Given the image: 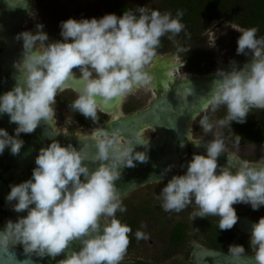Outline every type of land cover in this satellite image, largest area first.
I'll return each mask as SVG.
<instances>
[{
    "label": "clouds",
    "instance_id": "1",
    "mask_svg": "<svg viewBox=\"0 0 264 264\" xmlns=\"http://www.w3.org/2000/svg\"><path fill=\"white\" fill-rule=\"evenodd\" d=\"M183 15L182 10L173 16L136 6L119 16L107 13L100 18L61 21L59 40H50L42 23L36 24L35 33H17L22 55L14 67L23 82L16 75L14 86L0 94V115L6 114L9 123L17 126L13 134L0 128V155L5 149L19 155L25 143L21 134H31L42 122L48 125L54 120L56 97L69 80L82 84L70 107L93 122L98 120L101 104L150 87L154 77L147 66L157 55L161 37L170 34L168 39L175 42L185 29ZM232 28L240 33L236 54L251 58L242 67L231 61L230 70H217V78L203 97L205 111L210 108L214 113L223 106L226 115L214 122L204 115L199 124L206 134L214 127L246 123L252 108L264 109V38L257 37L256 27ZM216 39L215 34L208 47L214 48ZM189 50L177 45L178 52ZM183 64L184 60L181 68ZM93 136L96 152L91 163L98 164L95 168L85 163L88 154L82 148L52 139L38 149L31 177L9 186L6 202L12 204L14 212L27 214L15 221L9 219L0 228V255L15 261L10 249L19 245L29 257L26 264H34L32 257L55 259L61 254L64 258L57 264H120L132 229L116 216L118 211H126L116 181L123 168L148 162L149 141L138 134L122 140L118 132L104 128ZM187 140L197 148L203 145L205 154L194 152L186 171L172 175L166 184L163 177L174 165H168L154 180L164 183L160 192L164 211L179 213L194 202L197 210L190 214L192 221L219 216V229L230 230L238 221L233 205L247 204L254 211L264 206V162L252 163L227 154V164L218 165V157L226 153L219 132L207 143L191 137ZM137 145L144 146L145 151H136ZM135 236L137 240L148 239L140 230ZM74 240L81 247L69 252ZM249 243L257 264H264V216L252 224ZM228 251L239 258L245 248L230 245Z\"/></svg>",
    "mask_w": 264,
    "mask_h": 264
},
{
    "label": "rangeland",
    "instance_id": "2",
    "mask_svg": "<svg viewBox=\"0 0 264 264\" xmlns=\"http://www.w3.org/2000/svg\"><path fill=\"white\" fill-rule=\"evenodd\" d=\"M29 1L33 5L34 15H30L27 22L35 21L36 24L42 23L44 25V31L48 33L50 40L61 39L59 27L61 21H65L69 18H75L77 20L81 19L80 15H72L69 18L65 17L61 8L54 3H50L49 0ZM74 1L77 4V9H82L92 14L95 10H103L106 4L111 0ZM117 1L127 2L134 8H136V6H147L150 8L154 3V0ZM232 27L241 28L229 18H215L210 21L206 30L202 34V36L205 37V41L201 48L196 51L187 52V55H182L179 52L173 51L157 53V55L175 56L180 62L184 60L182 67L184 72L202 74L198 70V68L201 69V66H197V62L193 59V54L194 52L201 50L203 47H206L208 52L205 57L207 64L211 68L210 72L217 70L219 64L229 67L231 66V61L237 62L242 58V54H236L237 39L240 33ZM215 34L217 37L215 41L216 46L210 48L208 46L215 39ZM73 71L79 75L77 70L74 69ZM76 95L77 93L73 90L66 89L61 91L56 97L57 102L53 106L56 109V116L53 121L59 132H64L66 128L70 126H79L85 131H90L103 124L98 123L92 127H87L73 118L74 110L70 105L75 100ZM153 97L154 95L149 90L140 88L124 99L122 103V111L127 113L124 110L125 105L131 107L134 111L145 108L149 105ZM222 109L221 106L213 113L209 108L207 111L204 110L199 116H197L191 124L192 138L200 139L207 143L213 138L214 133L219 132L225 144V152L240 160H247L249 162L264 160V146H256L252 143H237L232 139V130L228 126L222 128L214 127L212 133H204L199 124L200 119L204 115H208L213 122L222 119L226 115L225 111L224 114L221 113ZM107 117L109 118V116ZM143 136L146 139H153L156 136V133L152 129H147L143 132ZM164 183L166 184L167 182ZM164 183L156 182L140 186L123 198V206L126 208V211L123 213L118 211L116 213L117 218L120 219L122 223L130 226L132 230L143 231L148 236V239H140L136 242L129 243L123 258L136 259L138 261L137 264H190V252L189 249H186L187 247H183L184 245L182 244L181 247L178 246L173 249L169 244L167 233L171 225H184L186 228V239L190 244L194 241H199L206 246H212L214 243L212 240L213 237L217 239V230L216 232L214 231L213 234L211 231V228L217 226L216 219L207 216L205 218H196L194 223L192 219H190V214L194 210H197L194 202L179 213L174 211L166 212L162 209L160 192L164 187ZM235 208L239 211L245 210L243 204H235ZM249 238L250 236H246L243 239L250 247ZM216 242L218 241L216 240ZM250 250V252H252L251 247ZM166 254H168V256H165Z\"/></svg>",
    "mask_w": 264,
    "mask_h": 264
},
{
    "label": "water",
    "instance_id": "3",
    "mask_svg": "<svg viewBox=\"0 0 264 264\" xmlns=\"http://www.w3.org/2000/svg\"><path fill=\"white\" fill-rule=\"evenodd\" d=\"M19 17L20 14H16L15 18L19 19ZM11 26L12 28H9V32H5L14 34L18 28L17 23H12ZM11 50H13L12 47ZM250 58H244L242 66ZM212 72L198 74L193 79L178 82L173 90L167 91L166 93L157 92L147 107L131 113H122L123 115L117 118L110 117L102 124V128L107 129L109 132H118L121 137L125 138H129L134 134H138L140 137V132L144 128V125H151L158 129L159 138L150 143L147 148L149 155L148 162L137 163L135 167L122 169L121 178L116 181L121 196H124L139 186L155 182L154 180L160 178L159 174L164 168L179 160L180 155L186 150L187 138L191 134V124L205 110L206 106L203 97L207 96L213 80L217 78L216 75L212 77ZM18 78H21L22 80L20 82H23L22 75L20 77L17 76ZM71 83L73 88H82V84L79 81L72 80ZM13 86L14 84L10 77L0 74V94L10 90ZM120 100L119 98H113L110 103L101 104L102 107L98 111L110 116L108 112L104 111V106L109 107V105H115L122 109ZM16 126V124L9 123V118L6 114L0 115V128L6 129L9 134H13ZM21 138L25 143L19 155L13 156L8 149H5L4 153L0 155V166L4 169H13L14 174L17 176L13 184H19L31 177L32 169L35 167L34 161L38 149L42 146H47L52 139H58L62 145L72 143L77 149L82 148L88 154V159L85 163H88L90 168L98 166V164L91 163V157L96 152L95 142L92 138L65 137L55 131L50 124L47 125L43 122L33 133H22ZM181 143L184 144L183 147L180 146ZM135 150L145 151V147L137 145ZM194 152L205 154V148L203 145L198 148L192 146L190 151L181 158L179 174H183L186 171L187 161L191 160ZM227 154L222 153L218 157V164L227 162ZM181 165H185V167H181ZM172 175L177 174H174L171 170L163 179L169 180ZM6 195L7 188L0 179V199L4 200ZM26 214V212H23L22 215ZM237 216L238 221L236 225L238 231L240 233H250L252 224L255 221L242 215ZM217 217L220 219L219 216ZM80 247L79 241L74 240L69 244L68 251L79 250ZM10 251L14 253L16 260L12 261L9 256L0 255V264H26L29 257L24 254L23 249L14 247ZM63 258L64 256L61 254L55 259L48 257L43 259L32 257L31 259L34 261V264H55ZM135 262L133 259L123 258L120 264H132ZM191 264H257V262L253 248L251 254H242L241 257L234 258L230 253L204 247L196 243L191 257Z\"/></svg>",
    "mask_w": 264,
    "mask_h": 264
},
{
    "label": "trees",
    "instance_id": "4",
    "mask_svg": "<svg viewBox=\"0 0 264 264\" xmlns=\"http://www.w3.org/2000/svg\"><path fill=\"white\" fill-rule=\"evenodd\" d=\"M50 3L56 4L61 8L65 17L72 15H80L82 18H100L107 13H115L122 15L123 11L135 9L127 2L111 0L105 8L101 11L95 10L92 14L82 9H77V4L74 0H49ZM150 9H157L160 12H171L175 16L177 10H182L184 15L182 23L185 29L177 35L173 40L168 39V35L161 37L160 46L157 53L178 52L177 45L181 48L196 51L204 44L205 37L202 36L210 21L215 18L226 17L231 19L236 25L241 28L256 27L258 29L257 37L264 38V0H154ZM208 49L203 47L201 50L194 52L193 59L197 62V66H201L198 70L202 73H209L210 66L207 64L205 55ZM182 55H187L186 52H179ZM77 95L75 96V99ZM221 113L224 114L226 109L222 106ZM124 110L131 113L134 109L125 105ZM225 111V112H224ZM98 120L93 122L91 119H85L78 112L74 111L73 118L84 126L92 127L98 123H105L108 120L107 115L98 112ZM231 137L237 142V135L239 140L237 143H252L256 146H264V109L252 108L246 118V123L239 124L233 122L231 127ZM264 216V212L259 214V218ZM180 229L175 228L170 236V241L175 243L178 239ZM227 233L234 236L237 242L241 245L240 234L234 230H226L222 233ZM217 248V246H215ZM244 253H251L248 245L243 246Z\"/></svg>",
    "mask_w": 264,
    "mask_h": 264
},
{
    "label": "bare ground",
    "instance_id": "5",
    "mask_svg": "<svg viewBox=\"0 0 264 264\" xmlns=\"http://www.w3.org/2000/svg\"><path fill=\"white\" fill-rule=\"evenodd\" d=\"M18 13L20 14L19 19L15 18L16 14L18 15ZM31 13H33V5L29 0H8V3L6 2V0H0V46L4 45L8 49L7 57L9 58V60L15 59L16 61H18L22 55V50H20L22 49V41H17L15 39L16 34L25 30H30L33 33H35L36 31V27H35L36 22L35 21L27 22L28 21L27 19ZM12 23H17L18 28L17 30H15V33L13 34L11 32L10 33L5 32V31L9 32L10 30L9 28H12L11 26ZM11 47L13 48L14 51L11 50ZM249 57L250 56H245L242 54V58L236 62L237 66L242 67L244 58H249ZM181 63L182 62H180L175 56L172 55H156L154 61L147 67L148 71L153 75L154 79L152 85L145 89L149 90L153 95H155L157 92L166 93L167 91L173 90L176 83L190 80L193 79V77L198 76V74L184 72L181 68ZM230 68L231 66L227 67L225 65L219 64L217 70L218 69L230 70ZM217 70L212 72L211 74L212 77L216 75L215 73L217 72ZM71 81L72 80H69L67 82V86L65 87L64 90L75 89L74 92H78L79 88H73L71 85L72 84ZM124 99H121L120 102L123 103ZM104 111L108 112L110 114V117L112 118L113 117L117 118L123 115L122 109L115 105L112 106L109 105V107L104 106ZM49 124L55 131L59 132L56 129L54 121L50 122ZM100 128H102V125L97 126L93 130L85 131L79 126H73V127L70 126L66 128L64 132H59V133L65 137L71 136V137L94 139L93 136L94 132ZM147 129H152L156 131L157 134H158V129L151 125H144V128L141 130L140 132L141 139L144 141H149L150 144L154 141L146 139L143 136V132ZM189 137L192 138V134H189L188 138ZM121 139L124 140L125 137H121ZM175 169L178 170V163L175 164ZM176 174H178V172Z\"/></svg>",
    "mask_w": 264,
    "mask_h": 264
},
{
    "label": "flooded vegetation",
    "instance_id": "6",
    "mask_svg": "<svg viewBox=\"0 0 264 264\" xmlns=\"http://www.w3.org/2000/svg\"><path fill=\"white\" fill-rule=\"evenodd\" d=\"M7 54H8L7 48L4 45L0 46V74L5 75L6 77H10L11 81L13 82V84H15L16 80H15L14 77L16 75H18V73H17V69L14 67V62H17V61L15 59L14 60L13 59L9 60V58L7 57ZM8 67H10L9 70H8ZM18 76L20 77L21 75H18ZM18 80L21 81L22 79L18 78ZM109 118H110V116H109ZM155 133H156V136L153 139H149V140H152V141H156L157 140V138L159 137V133L157 134L156 131H155ZM192 146H194V145L190 141H187L186 150L180 155L179 160L176 163L172 164V165H174V167L172 168V172L174 174H176L177 172H178V174L180 173V161H181V158L190 151V148ZM256 162H264V160H259V161H255V162H252V163H256ZM177 163H178V170L175 169V164H177ZM226 164H227V162L223 163V164L219 163L218 165H226ZM15 178H17V176L14 174V170L13 169H11V170L10 169H4V168H2L0 166V179L3 181V183L5 184V186L7 188V194L10 191V187L9 186L13 184ZM167 181L168 180H164V182H167ZM153 183H156V182H153ZM148 184H150V183H148ZM145 185H147V184H145ZM134 190H132V191H134ZM132 191H129L128 193H130ZM128 193H126L124 196H122V198L126 197ZM12 203H15V202H12ZM243 206L245 207V210L244 211H239L237 208H235V205H233V207L236 210L237 215H242V216H245V217H247V218H249V219H251V220H253L255 222H258L259 214L264 212V206H262L258 211H254L251 208L250 205L243 204ZM22 214L23 213L14 212L12 210V204L11 203L6 202L5 199L4 200L0 199V228H3V226L5 225V223L9 219L15 221L17 219V217L18 216H22ZM210 217L216 219V221H217V226L214 227V228H211L212 234H213L214 231L216 232V230H217V234H216L217 235V239H215L213 237L212 240L214 241V243H213L212 246H206V245H204L203 243H201L199 241H194L191 244L189 242H187V239H186L187 238L186 228L182 224L181 225H171V227L168 229V233L167 234H168V241H169L170 246L173 249H175L178 246L181 247L182 244L184 245L183 247H187L186 249H189V252H190V261H189L190 264H191V257H192V254H193V250H194V247H195L196 243L200 244V245H202L204 247H208V248L215 249V250L222 251V252H226V253H229L228 249H229L230 245H237V243H238L237 239L234 236H232L230 234H227L226 232L222 233V232H224L226 230L219 229V227H218L219 218L218 217H215V216H210ZM194 222H195V219L193 220V223ZM175 228H177V229L179 228L181 230L180 231L181 234L179 236H177V237H180V238L175 239V243H173V242L170 241V236H171L172 231ZM231 229L236 230L240 234L241 245L242 246L247 245V243L245 242V240L243 238L246 237V236H250L251 232L250 233H240L238 231V228H237L236 224ZM135 233H136V230L134 231V229H133L132 232L129 234L130 243H133V242L137 241ZM216 240L218 242H216ZM215 246H217V248ZM16 247L20 248V249H23L19 245H17ZM251 253H243V254H251ZM165 256H168V254H166ZM128 259H132V258H128ZM133 260H135L136 262L132 263V264H137L138 263V261L136 259H133ZM176 261H181V260H176ZM176 263H178V262H176ZM55 264H57V263H55Z\"/></svg>",
    "mask_w": 264,
    "mask_h": 264
}]
</instances>
